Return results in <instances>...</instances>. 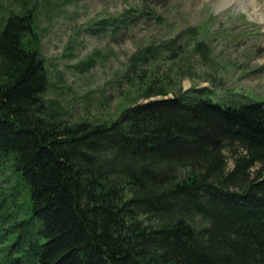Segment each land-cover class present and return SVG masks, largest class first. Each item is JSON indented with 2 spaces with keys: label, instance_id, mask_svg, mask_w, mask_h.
Returning a JSON list of instances; mask_svg holds the SVG:
<instances>
[{
  "label": "trees",
  "instance_id": "obj_1",
  "mask_svg": "<svg viewBox=\"0 0 264 264\" xmlns=\"http://www.w3.org/2000/svg\"><path fill=\"white\" fill-rule=\"evenodd\" d=\"M153 1L130 22L159 20ZM39 3L0 0V264H264V100L168 97L150 47L122 76L147 102L73 120L46 96Z\"/></svg>",
  "mask_w": 264,
  "mask_h": 264
},
{
  "label": "rangeland",
  "instance_id": "obj_2",
  "mask_svg": "<svg viewBox=\"0 0 264 264\" xmlns=\"http://www.w3.org/2000/svg\"><path fill=\"white\" fill-rule=\"evenodd\" d=\"M62 1L39 0L36 29L50 72L46 96L73 120L111 122L128 105L147 102L122 76L150 47L157 59L142 68L154 66L156 76L174 82L168 97L201 90L199 97L209 91L214 102L264 100V0H164L159 20L139 23L128 13L138 0ZM125 15L130 26L115 34L110 22ZM89 62L91 69L81 71ZM5 164L0 159V182L9 174ZM8 210L0 199V220Z\"/></svg>",
  "mask_w": 264,
  "mask_h": 264
}]
</instances>
